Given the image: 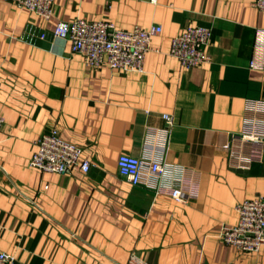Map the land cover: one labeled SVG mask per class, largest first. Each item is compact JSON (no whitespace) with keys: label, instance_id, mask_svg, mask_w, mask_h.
I'll return each mask as SVG.
<instances>
[{"label":"crops","instance_id":"0c3cea01","mask_svg":"<svg viewBox=\"0 0 264 264\" xmlns=\"http://www.w3.org/2000/svg\"><path fill=\"white\" fill-rule=\"evenodd\" d=\"M251 1L53 0L46 20L0 0V251L16 264H125L131 253L150 264H264V246L241 252L218 238L237 223L236 205L264 192V155L238 171L221 148L242 128L247 99H264V66L248 65L264 61V12ZM77 17L162 30L143 72L115 71L87 66L53 35L59 20ZM197 24L211 30L210 60L185 69L170 40ZM54 127L82 147L87 173L29 165ZM123 153L190 169L198 195L180 203L129 183L117 169Z\"/></svg>","mask_w":264,"mask_h":264},{"label":"built area","instance_id":"2783aa9c","mask_svg":"<svg viewBox=\"0 0 264 264\" xmlns=\"http://www.w3.org/2000/svg\"><path fill=\"white\" fill-rule=\"evenodd\" d=\"M7 1L46 20L54 14L53 0ZM251 4L264 12V0H252ZM161 30L159 24H152L148 29L135 26L126 30L117 28L106 20L77 17L70 21L59 20L52 32L56 37L67 39L71 51L78 53L87 66L143 72L145 55L153 49L151 38ZM259 35L264 39V30H259ZM210 37L209 27L188 25L171 38L169 54L185 69L207 63L210 60L207 52ZM248 65L252 69H262L264 61L252 58ZM244 112L242 128L230 133L229 139L221 146L227 153L228 166L238 171L250 169L253 163L261 162L264 155V99H247ZM162 118L165 120L164 133L167 135L172 119L166 113L162 114ZM4 126V118L0 115V132ZM36 145L29 165L40 172L66 175L79 169L87 173L91 167V162L82 154V147L64 139L58 127L43 133ZM117 169L129 183L142 184L152 188L157 194L166 193L180 203H187L198 195V179L190 169L170 165L157 157H137L123 153L117 159ZM10 182L17 197H22L36 210L44 212L35 197L25 194L15 181ZM236 211L237 223L223 227L218 235L219 240L241 252L258 251L264 246V192L239 202ZM0 264H16L15 257L0 251ZM125 264L150 263L136 253H131Z\"/></svg>","mask_w":264,"mask_h":264}]
</instances>
